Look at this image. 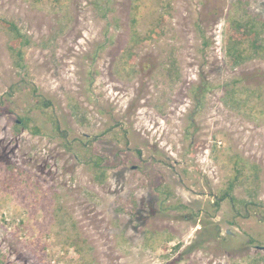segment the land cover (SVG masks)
Segmentation results:
<instances>
[{
  "label": "rangeland",
  "instance_id": "rangeland-1",
  "mask_svg": "<svg viewBox=\"0 0 264 264\" xmlns=\"http://www.w3.org/2000/svg\"><path fill=\"white\" fill-rule=\"evenodd\" d=\"M141 1L142 32L162 4ZM167 1L170 29L132 65L133 0H0V17L33 42L26 86L0 28V97L13 90L0 107V264H264V219L233 220L226 201L215 204L236 154L257 175L233 193L264 204V102L253 116L224 101L238 75L264 100V58L232 68L222 48L239 2L264 21V0ZM31 85L66 137L34 107Z\"/></svg>",
  "mask_w": 264,
  "mask_h": 264
},
{
  "label": "trees",
  "instance_id": "trees-1",
  "mask_svg": "<svg viewBox=\"0 0 264 264\" xmlns=\"http://www.w3.org/2000/svg\"><path fill=\"white\" fill-rule=\"evenodd\" d=\"M160 1V3L162 4V11L159 12L156 17L150 20L147 27L142 32L140 31L138 26L143 15V2L141 0H133L132 2L130 12V25L132 27L131 40L134 39L135 43L133 44V47H130L127 51V60L131 62L132 65L135 64L137 54L141 50H143L144 47L154 41L159 40L161 36L165 34L171 27V13L169 11L168 1ZM239 4L240 6L235 11V14H233L226 20L222 38L224 59L226 64L232 68L239 66L247 61L264 58V21L260 20L257 16H255V14H252L248 10V7L243 4V1H240ZM0 28L8 35L7 49L12 57L14 67L22 71L21 77L24 78L22 81L27 86L29 83V79L27 77L28 72L25 62V49L33 42L29 35L24 33L20 29V27H18V24L15 20L0 17ZM199 29H201V27H199ZM201 35L205 37L204 34ZM204 43H208V40H205ZM170 65L173 71H170L169 75L172 77H176L177 70L175 68L176 62L174 61V59L170 62ZM246 80H248V78L244 75L233 77L231 79V82L226 85L227 89L225 91L224 101L227 105L242 109L245 113L250 110L251 112H253L252 114L254 116L256 115L254 112L255 110H258V112L263 111V109L261 108V104L264 102V100L262 99L263 86L261 85L254 88L251 85L245 84ZM207 84L208 83H205L203 87L197 86L196 88H194V93L196 94V96H198L200 93L202 94L207 89ZM30 88L32 89L33 93L30 91V89L28 93L32 94V97L36 96L38 97V99H40V104L37 103L34 105V107L40 108L42 110V113L47 115L48 119H50L51 121L53 120L52 126L58 129L59 136L62 135L63 137H66L67 130L65 128H62V125H60L58 119L56 118V115L52 112L53 106L50 100L46 99L41 94L35 95L34 93H36V91L33 85H31ZM12 96L13 90L3 94L0 97V107L7 105V102H11ZM250 96H255V98L257 99V101L251 105H249ZM30 110L31 108H28V111ZM18 119L19 124L16 123V126L24 125L27 127L31 117L26 115H19ZM30 129H33L34 133L40 131L39 127L36 124L33 127H30ZM80 154L81 157H83L84 162H89L91 164L90 159L85 158L84 154H82L81 152ZM234 159L236 160H232L231 162L233 172L229 178L227 187L220 190V195L216 197L215 204L216 206H220L222 202L226 201L230 205L231 211L234 213L232 216L234 218L233 220H236L235 218L237 217H241L242 211H245V213L248 214V212L251 210L258 213L261 218L264 219V204L262 201L255 199L238 198L233 193L234 187L239 183V181L247 179L249 175H257V167L252 165L251 163L248 164V161L244 160L238 154L235 155ZM93 161L95 178L97 179V181L101 182L106 177V170L101 166L103 160L100 156H97ZM156 192L160 193L161 190H157ZM161 193L165 194L164 192ZM244 217H248V215H245ZM248 242L256 243L259 245L263 244L262 241L251 235L248 236Z\"/></svg>",
  "mask_w": 264,
  "mask_h": 264
}]
</instances>
